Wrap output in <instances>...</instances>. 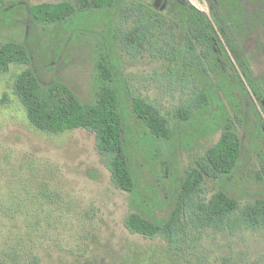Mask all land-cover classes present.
Instances as JSON below:
<instances>
[{
    "label": "rangeland",
    "instance_id": "rangeland-1",
    "mask_svg": "<svg viewBox=\"0 0 264 264\" xmlns=\"http://www.w3.org/2000/svg\"><path fill=\"white\" fill-rule=\"evenodd\" d=\"M5 1L19 7L11 6L6 9L10 11L0 14V46L11 40L25 43L31 65L11 64L7 71H0V207L10 206L2 196L21 190L36 197L22 202L29 213L19 217L3 218L0 209V227L9 221L6 233L10 237L5 241L20 238L28 252L26 259L30 262V257L36 256L38 264H264L262 231L240 229L231 233L227 229L197 231L189 227L186 241L181 243L185 251L181 258L174 256L164 240L132 234L124 225L125 218L139 210L158 220L169 216L184 172L219 139V112L213 109L193 123L175 124L174 109L190 101L192 88L182 92L177 82L165 75L161 60L147 52L133 55L119 50L105 34L107 13H86L77 26L79 35L70 38L62 35L59 26L41 31L26 6L74 4L77 0ZM187 1L196 3L197 10L209 17L206 0ZM240 2L245 14L264 10L262 0ZM235 41L254 76L264 82V25L245 26ZM105 53L131 95L156 105L176 128L168 143H143L139 140L142 128L132 116L128 118L127 148L136 175L133 194L113 185L93 133L75 129L51 134L35 129L12 92L15 77L32 67L43 84L63 82L81 100H88L96 59ZM229 57L235 64L230 53ZM224 106L223 116L236 126L241 156L237 171L219 187L243 205L264 197V183L256 179L264 161L259 121L260 117L264 121V112L252 96L245 99L242 113L236 116L227 102ZM216 188L206 185V200ZM32 222L38 225L33 227ZM1 247L5 248L0 238Z\"/></svg>",
    "mask_w": 264,
    "mask_h": 264
},
{
    "label": "trees",
    "instance_id": "trees-1",
    "mask_svg": "<svg viewBox=\"0 0 264 264\" xmlns=\"http://www.w3.org/2000/svg\"><path fill=\"white\" fill-rule=\"evenodd\" d=\"M206 2L209 17L187 0H77L74 4L26 6L33 24L41 31L59 26L62 35L70 38L79 35L77 26L86 13H107L105 34L119 50L133 55L147 52L148 56L161 60L165 75L177 82L182 92L192 88L190 101L174 109L175 124L193 123L213 109L219 112V139L184 172L169 216L158 220L139 210L124 220L130 233L160 238L175 257L181 258L185 255L181 243H185L189 227L197 231L212 228L227 229L231 233L240 229L264 232V197L241 205L227 189L219 187L237 171L241 156V141L236 126L224 117V102L236 116L242 113L245 99L250 100L252 96L264 112V82L254 76L235 41L245 26L264 25V10L245 14L240 0ZM11 6L19 7L16 3L0 0V14L10 11L6 9ZM58 48L60 51L61 47ZM11 64L31 65L25 43L11 40L0 46V71H7ZM91 87V97L81 100L63 82L43 84L34 69L28 67L15 77L12 92L35 129L51 134L75 129L93 133L113 185L133 194L136 175L127 148L128 118L132 116L142 128L139 140L143 143H168L175 134V124L156 105L131 95L106 53L99 54L96 59ZM259 121L264 136L262 117ZM162 164L167 168L165 161ZM256 179L264 183V161ZM207 184L217 188L206 200ZM31 199L36 197L23 190L2 196L1 200L10 201V206L0 207L2 217L7 219L29 213L22 202ZM32 224L35 227L38 222ZM6 229L9 231V221L0 227L5 247L0 248V264H38L36 256L32 255L30 262L26 259L28 252L20 238L16 237L11 243L5 241L9 239Z\"/></svg>",
    "mask_w": 264,
    "mask_h": 264
},
{
    "label": "built area",
    "instance_id": "built-area-1",
    "mask_svg": "<svg viewBox=\"0 0 264 264\" xmlns=\"http://www.w3.org/2000/svg\"><path fill=\"white\" fill-rule=\"evenodd\" d=\"M190 5H192L193 7H195L196 9H199V6L196 4V3H191ZM200 11H203V10H200Z\"/></svg>",
    "mask_w": 264,
    "mask_h": 264
}]
</instances>
